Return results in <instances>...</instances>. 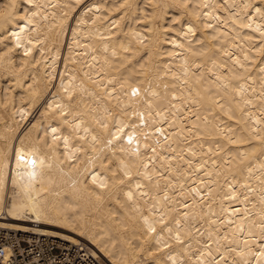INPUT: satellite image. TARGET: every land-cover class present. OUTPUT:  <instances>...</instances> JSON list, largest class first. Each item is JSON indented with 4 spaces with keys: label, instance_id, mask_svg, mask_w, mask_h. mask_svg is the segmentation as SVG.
Returning <instances> with one entry per match:
<instances>
[{
    "label": "bare ground",
    "instance_id": "obj_1",
    "mask_svg": "<svg viewBox=\"0 0 264 264\" xmlns=\"http://www.w3.org/2000/svg\"><path fill=\"white\" fill-rule=\"evenodd\" d=\"M0 228L264 264V0H0Z\"/></svg>",
    "mask_w": 264,
    "mask_h": 264
},
{
    "label": "built area",
    "instance_id": "obj_2",
    "mask_svg": "<svg viewBox=\"0 0 264 264\" xmlns=\"http://www.w3.org/2000/svg\"><path fill=\"white\" fill-rule=\"evenodd\" d=\"M0 264H108L83 242L0 228Z\"/></svg>",
    "mask_w": 264,
    "mask_h": 264
},
{
    "label": "rangeland",
    "instance_id": "obj_3",
    "mask_svg": "<svg viewBox=\"0 0 264 264\" xmlns=\"http://www.w3.org/2000/svg\"><path fill=\"white\" fill-rule=\"evenodd\" d=\"M26 225H29V224H25V225H21V226H26ZM21 226H18V227H21ZM55 229H57L58 230V228H55ZM60 230V229H59ZM49 232L51 233H55V234H58V232L57 231H50L49 230ZM60 233V235H63V236H65V237H68V238H76V237H74L73 235H71V234H69V233H67V232H65L64 233V231L63 232H59ZM68 235V236H67ZM94 249V248H93ZM95 250V249H94ZM96 251V250H95ZM97 252V251H96ZM98 253V252H97ZM98 254H100V253H98ZM101 255V254H100ZM102 256V255H101ZM102 258H103V256H102ZM104 259V258H103ZM108 264H109V262L106 260V259H104Z\"/></svg>",
    "mask_w": 264,
    "mask_h": 264
},
{
    "label": "snow or ice",
    "instance_id": "obj_4",
    "mask_svg": "<svg viewBox=\"0 0 264 264\" xmlns=\"http://www.w3.org/2000/svg\"><path fill=\"white\" fill-rule=\"evenodd\" d=\"M133 94H134V95L136 94L135 91L133 92Z\"/></svg>",
    "mask_w": 264,
    "mask_h": 264
}]
</instances>
